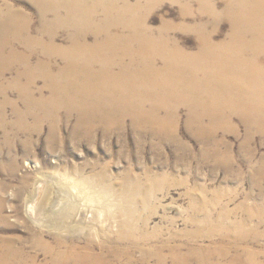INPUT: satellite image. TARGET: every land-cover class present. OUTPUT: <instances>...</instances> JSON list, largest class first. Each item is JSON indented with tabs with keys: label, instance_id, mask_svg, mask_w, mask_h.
<instances>
[{
	"label": "bare ground",
	"instance_id": "obj_1",
	"mask_svg": "<svg viewBox=\"0 0 264 264\" xmlns=\"http://www.w3.org/2000/svg\"><path fill=\"white\" fill-rule=\"evenodd\" d=\"M153 1L16 0L0 4V132L14 168L15 143L26 146L33 142L45 123L52 136L44 149H52L62 113V120L73 124L70 136H82V140L97 130L99 134L125 130L127 124L136 133L151 127L168 138L177 127L182 106L189 110L186 124L195 134L213 139L219 131L237 132L232 127L237 117L249 135H264V0H229L223 12L205 6L203 12L213 18V31L203 22L189 28L197 33L195 52L171 37L170 23L158 29L149 25ZM21 2L31 3L38 18L36 33L44 41L32 35V13L18 5ZM221 20L230 23L231 31L218 40ZM60 32L65 34L63 43H59ZM17 45L26 51L20 52ZM34 56L41 59L32 66L29 62ZM17 61L25 68L8 81L5 72ZM10 93H15L18 101H12ZM8 106L13 109L12 120L7 118ZM221 141L213 142L215 150ZM260 170L264 176V161ZM77 184L81 189H94L91 198L101 195V199L91 201L94 207L95 203L102 207L113 194L104 177L80 176ZM127 186L129 190L119 197L124 215L132 219L134 211L126 208V201L134 202L132 195L137 192L133 175L128 177ZM69 189L53 177L42 178L26 203L27 217L57 229L67 213L76 210L75 203L68 202L73 192ZM3 209L0 198V220L6 222ZM129 222L119 223L116 237L106 234L98 245L86 239L81 246L78 239L56 236L52 246L37 233L33 245L42 241L49 256L40 263L27 253L19 237L0 236V264H167L164 246L143 251L144 244H156L158 239L141 234L139 226L128 230ZM236 231L232 246L200 245L187 249L184 256L180 249H172V264H222L228 257L227 264H264L260 255L264 253L244 246L252 239L246 230L239 226ZM138 252L142 256L137 257Z\"/></svg>",
	"mask_w": 264,
	"mask_h": 264
},
{
	"label": "rangeland",
	"instance_id": "obj_2",
	"mask_svg": "<svg viewBox=\"0 0 264 264\" xmlns=\"http://www.w3.org/2000/svg\"><path fill=\"white\" fill-rule=\"evenodd\" d=\"M5 2L14 3L16 0H0V4ZM228 2L154 0L149 25L158 29L162 24L170 23L171 37L183 48L195 52L199 46L197 33L189 28L203 22L210 32L213 31V18L208 12H203V8L212 7L217 12H223ZM30 4L21 2L18 5L32 13L34 29L31 33L35 39L44 41L36 33L38 18ZM217 27L218 40L226 38L231 31L227 20H221ZM59 36V43H63L65 34L60 32ZM16 47L20 52L26 51L18 45ZM30 50L38 49L31 47ZM38 59L41 58L34 56L29 64L37 65ZM23 68V62H15L12 69L6 70L5 78L11 81ZM38 85L43 83L39 81ZM45 94L49 95V92L45 91ZM8 97L18 101L15 93H10ZM18 106L23 108L21 103ZM6 112L8 120H12L13 109L8 106ZM188 114L186 107L179 108L177 127L165 139L159 129L143 127L142 133H136L127 124L125 130L118 128L109 134H99L97 130L91 138L82 140V136H70L73 124L67 125L62 120V113L51 150L44 149V143L52 136L46 123L41 135H36L33 142L26 146L20 141L15 143L12 158H15L17 168L9 160V147L3 144L0 132V198L4 200L3 214L8 218L6 222L0 220V236L19 237L27 253L36 256L37 263H40L49 256L42 241L33 245L35 234L40 233L43 241L52 246H55L56 236L78 239L81 246L86 239L98 245L106 234L116 237L119 223L127 219L130 220L128 230L139 226L141 234L158 239L156 244H144L143 251L162 245L168 258L167 264H172L174 249H180V254L184 256L189 248H199L200 245L232 246L238 234L236 230L241 226L252 238L244 246L250 245L252 251L264 253V176L260 170L264 161V135H249L245 125L235 117L232 127L237 132L219 131L211 139L195 134L187 127ZM216 140H223L217 150L213 148ZM89 175L96 176V179L104 177L113 190L102 207H97L96 203L94 207L91 203L94 199H101V195L91 198L94 189H81L77 184L80 176ZM132 175L138 182V188L132 195L134 202L126 201V208L132 207L134 211L131 219L130 215H124L119 194L129 190L127 180ZM47 176L73 191L68 202L75 203L76 210L67 213L57 223V229L34 223L25 211L38 181ZM84 207H89L92 212L89 208L84 211ZM256 234L260 235L258 239ZM136 256L140 257L142 253L138 252ZM230 258L223 259L221 263L227 264ZM261 261L264 263V257ZM191 264L201 263L193 261Z\"/></svg>",
	"mask_w": 264,
	"mask_h": 264
}]
</instances>
